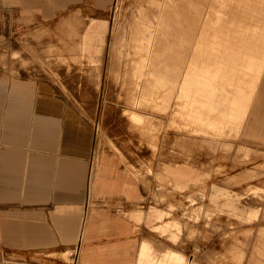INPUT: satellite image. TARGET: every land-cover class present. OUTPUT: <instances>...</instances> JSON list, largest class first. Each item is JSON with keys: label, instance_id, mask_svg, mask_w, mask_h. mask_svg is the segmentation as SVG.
<instances>
[{"label": "rangeland", "instance_id": "374dc122", "mask_svg": "<svg viewBox=\"0 0 264 264\" xmlns=\"http://www.w3.org/2000/svg\"><path fill=\"white\" fill-rule=\"evenodd\" d=\"M180 1L184 13L177 19L184 29L175 31L178 42L166 51L181 59L162 66L161 61L155 63L153 71L166 74L163 80L149 77L150 83H142L138 74L146 64L135 60L130 63V55L127 57L124 50L123 57L119 54V59H114L118 41L124 37L130 47L135 29L147 21V11L156 23L152 0H112L110 7L92 0L91 16L107 24L105 44L95 66L79 60L77 54H67L72 51L66 49L70 41L75 43L80 37L78 27L64 22V14L69 8L84 7V2L58 5L55 0H32L28 4L8 0L2 13L0 7V72L50 88L67 108L91 123V167L96 155L131 177L137 198L126 194L120 200L99 196L94 200L96 206L114 209L131 228L136 224L130 213L136 209L163 213L161 220L152 219L127 235L134 245L128 252L129 264H135L142 240L148 241L158 255L170 248L198 264H235L228 252L232 245L243 242L246 252L257 227L264 225V115L257 117L252 127L223 134L240 127L256 101L253 92L264 68V10L251 13L248 7L254 0H210L205 20L224 25L222 33L226 37L216 30L208 41L226 43L193 49L196 18L203 13H196V8L204 5L199 0ZM241 11L248 13L243 16ZM245 32L249 37L257 33L261 39L258 48L244 42L231 43ZM187 54L192 57L187 59L182 80ZM62 55L66 60L61 59ZM252 56H258V64L247 77L239 65ZM140 87L144 90L142 96L136 93ZM208 91L219 94L207 96L204 93ZM182 164L192 168L199 179L179 189L160 174L164 166ZM231 202L246 218L230 212ZM251 213L256 217L248 220ZM174 223L180 229L176 241L170 238L171 229L165 233L154 229ZM39 248L42 250L38 255L21 257L46 264H53L51 260L67 262L47 255L49 247Z\"/></svg>", "mask_w": 264, "mask_h": 264}, {"label": "crops", "instance_id": "0c3cea01", "mask_svg": "<svg viewBox=\"0 0 264 264\" xmlns=\"http://www.w3.org/2000/svg\"><path fill=\"white\" fill-rule=\"evenodd\" d=\"M12 1L28 4L32 0ZM95 1L107 7L112 2ZM254 1L264 3L261 0ZM63 2L85 3L84 7L69 8L64 14V22L78 27L80 37L75 43L69 42L66 49L72 53L67 54H77L79 60L92 66L97 65L105 44L106 20L91 16L92 0H55L58 5ZM152 2L153 10L157 12L156 23H153L147 11L146 23L144 21L139 24L143 28L139 39L135 43L131 41V49L126 44L129 47L126 48L127 53L131 55L129 52L134 48L138 51L135 61L146 64L145 69L138 74L142 83H150L149 77L160 80L166 78L164 71H153L157 61H161L159 64L162 66L166 62H179L181 59L178 54L166 51V48L178 42L175 31L184 29L177 19V16L184 13L181 1ZM199 2L204 6L201 9L197 7L196 13H203L200 12V17L196 18L197 38L192 48L225 45V40L209 43L208 37L213 31L217 30L220 36L226 37L222 33L225 29L224 25L216 23L217 20L214 24L205 20L210 0ZM5 3L8 0H0L1 13ZM169 21L173 22L170 32L165 30ZM200 28L204 30L203 34ZM247 32L231 41L234 45L235 42H244L247 46L258 48L260 37L255 32L249 37ZM197 33L200 35L199 41ZM190 57L192 55L187 54L185 70L180 79L186 73L187 59ZM61 59L66 60L64 55ZM246 61L243 65L240 63L239 69L251 77L250 72L257 68L258 56H252ZM143 92L141 87L136 89L138 96H142ZM204 94L208 96L219 93L208 91ZM253 94H256V101L241 126L224 132V136L233 131L238 132L243 126L252 127L256 118L264 115V68L257 91ZM93 143L94 131L89 120L67 108L65 102L57 98L50 88L32 79L11 77L0 72V264H46L21 257L22 254L30 253L38 255L42 250L39 247H49L51 251L47 255L67 261L51 260L53 264H129L131 253L128 256V252L134 245L127 235L152 219L161 220L163 213L151 214L136 209L130 213V219L136 224L131 228L122 222L114 209L96 206L94 200L99 196L107 195L113 200H120L126 195L131 199L138 195L131 177H126L121 170H115L114 163L105 158L98 159L90 184ZM160 175L162 179L172 181L179 189L199 179L197 173L185 164L164 166ZM228 206L232 214L240 219L246 218L236 212L234 202ZM252 217L255 218L256 213L249 214L247 219L251 220ZM154 229L161 233L171 229L170 238L173 241L177 240L180 230L177 223L157 225ZM251 231H247L246 235H250ZM242 245L246 244L235 243L228 251L235 264H264V225L257 227L255 237L247 244L246 252ZM136 253L135 264H198L170 248L158 255L146 240L139 243Z\"/></svg>", "mask_w": 264, "mask_h": 264}, {"label": "bare ground", "instance_id": "6f19581e", "mask_svg": "<svg viewBox=\"0 0 264 264\" xmlns=\"http://www.w3.org/2000/svg\"><path fill=\"white\" fill-rule=\"evenodd\" d=\"M233 8H235V7H233ZM208 9V8H207ZM259 9L260 10H264V3H262V2H260V1H254V3H252V5L251 6H249L248 7V10H250V12L252 13L253 11H259ZM232 11V10H231ZM230 12V11H229ZM236 12V11H235ZM242 12V11H241ZM249 12V13H250ZM173 13V12H172ZM171 13V14H172ZM237 13V12H236ZM247 11H243L242 12V15L243 16H246L247 15ZM239 14V13H238ZM264 15V14H263ZM173 21V20H172ZM172 21H169L168 22V24L166 25L167 26V28H165V30L167 31H171L172 30V28H171V25L173 24V22ZM245 22V21H244ZM217 23V22H216ZM207 24V23H206ZM219 26V25H218ZM142 27H140L139 25L137 26V28L135 29V34H134V38H133V43H135L136 42V40H138L139 39V37H140V35H141V33H142ZM201 29V28H200ZM199 29V30H200ZM218 29V28H217ZM198 30V31H199ZM206 30V29H205ZM117 31H118V29H117ZM210 31V30H209ZM198 34V33H197ZM210 34V33H209ZM123 35V34H122ZM126 35H127V33H126ZM123 37V36H122ZM124 38V37H123ZM123 38H121L120 39V41H118V45H119V48L117 47V46H115L114 47V59L115 58H117V59H119L118 58V55L119 54H121L122 55V57H123V52H122V50H124V51H126L125 50V47L127 46L126 45V40L124 41L123 40ZM126 38H127V36H126ZM197 38V37H196ZM255 39V38H254ZM207 40V39H206ZM247 40V39H246ZM203 41V40H202ZM232 42V41H231ZM204 43V42H203ZM206 43V42H205ZM238 43H240V42H238ZM246 44V43H245ZM203 46V45H202ZM129 48V47H128ZM131 48V47H130ZM129 48V49H130ZM126 52H128V50L126 51ZM131 55H130V58H128V60L129 59H132V60H135L136 59V57H137V54H138V51H136L134 48H132V51L131 52H129ZM127 54V57H128V53H126ZM190 55V54H189ZM126 57V56H125ZM133 57V58H132ZM189 60V59H188ZM116 68V67H115ZM185 70V69H184ZM127 75L128 76H130V73H129V71H127ZM114 77V76H113ZM183 80V79H182ZM98 156H94V159H93V166H92V168H91V172H90V184H91V182H92V180H93V176H94V172H95V169H96V166H97V163H98Z\"/></svg>", "mask_w": 264, "mask_h": 264}, {"label": "built area", "instance_id": "2783aa9c", "mask_svg": "<svg viewBox=\"0 0 264 264\" xmlns=\"http://www.w3.org/2000/svg\"><path fill=\"white\" fill-rule=\"evenodd\" d=\"M92 168V167H91Z\"/></svg>", "mask_w": 264, "mask_h": 264}]
</instances>
